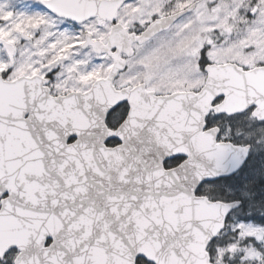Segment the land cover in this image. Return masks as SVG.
<instances>
[{
  "label": "snow or ice",
  "instance_id": "6c2138e0",
  "mask_svg": "<svg viewBox=\"0 0 264 264\" xmlns=\"http://www.w3.org/2000/svg\"><path fill=\"white\" fill-rule=\"evenodd\" d=\"M0 264H264V0H0Z\"/></svg>",
  "mask_w": 264,
  "mask_h": 264
}]
</instances>
